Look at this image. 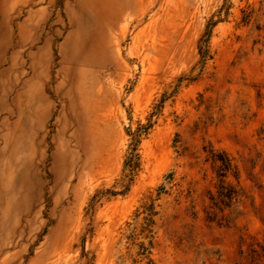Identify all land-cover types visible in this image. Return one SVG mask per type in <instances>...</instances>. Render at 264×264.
<instances>
[{
  "label": "rangeland",
  "instance_id": "374dc122",
  "mask_svg": "<svg viewBox=\"0 0 264 264\" xmlns=\"http://www.w3.org/2000/svg\"><path fill=\"white\" fill-rule=\"evenodd\" d=\"M0 264H264V0H0Z\"/></svg>",
  "mask_w": 264,
  "mask_h": 264
},
{
  "label": "trees",
  "instance_id": "16d2710c",
  "mask_svg": "<svg viewBox=\"0 0 264 264\" xmlns=\"http://www.w3.org/2000/svg\"><path fill=\"white\" fill-rule=\"evenodd\" d=\"M250 17H251V11L245 15V18H247V19H249ZM224 168H225V167H224ZM147 225H148V224L146 223V226H147ZM145 229H147V227H144L143 230H145ZM142 246H143V244H141V247H142Z\"/></svg>",
  "mask_w": 264,
  "mask_h": 264
},
{
  "label": "bare ground",
  "instance_id": "6f19581e",
  "mask_svg": "<svg viewBox=\"0 0 264 264\" xmlns=\"http://www.w3.org/2000/svg\"><path fill=\"white\" fill-rule=\"evenodd\" d=\"M125 4V3H124ZM85 6V5H84ZM126 7V6H125ZM127 9H128V7H127ZM87 13H88V11H87ZM87 13H86V15L85 16H87ZM118 14H120V13H118ZM123 15V14H122ZM90 17H92V16H90ZM86 19V18H85ZM88 20H91V19H88ZM86 21V20H85ZM88 22V21H87ZM119 22V21H118ZM90 24V23H89Z\"/></svg>",
  "mask_w": 264,
  "mask_h": 264
}]
</instances>
